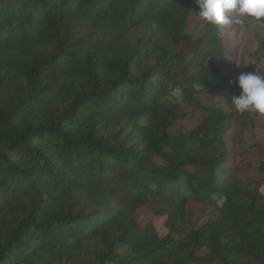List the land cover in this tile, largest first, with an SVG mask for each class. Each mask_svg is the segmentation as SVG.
I'll list each match as a JSON object with an SVG mask.
<instances>
[{"label":"trees","instance_id":"16d2710c","mask_svg":"<svg viewBox=\"0 0 264 264\" xmlns=\"http://www.w3.org/2000/svg\"><path fill=\"white\" fill-rule=\"evenodd\" d=\"M198 11L0 0V264H264L254 116L212 102L195 129L172 128L201 90L236 85L221 26ZM190 205L216 216L191 227ZM141 208L167 217L164 236Z\"/></svg>","mask_w":264,"mask_h":264},{"label":"rangeland","instance_id":"374dc122","mask_svg":"<svg viewBox=\"0 0 264 264\" xmlns=\"http://www.w3.org/2000/svg\"><path fill=\"white\" fill-rule=\"evenodd\" d=\"M204 30V22L201 18L191 17L186 26L185 32L193 39L201 37ZM221 36L223 43L227 49V55L232 62L231 74L233 76L234 83L236 77L241 72H255L258 75L264 76V31L259 33L250 32L247 25L236 23L235 20L229 25L221 26ZM190 56H188L189 58ZM216 58L211 59V64H216ZM236 84V83H235ZM219 88V87H218ZM239 89L237 85L232 92V95H238ZM198 99L192 103H183L180 113L182 117H179L173 125V129H180L186 133L195 129L197 121L202 115L201 105L212 102H217L219 105L225 107V109L234 110L230 97L222 95L221 93L201 90L198 94ZM212 99V100H211ZM255 122L250 123L246 131V137H253L261 145H264V115L257 113H251ZM154 160L159 164H162L161 158L155 156ZM232 169V167L230 168ZM261 191L264 194V184L261 187ZM190 223L191 227H198L204 224L208 219H214L216 214L212 208H203L201 205H190ZM137 220L141 225L146 223H153L160 236H164L167 232L166 220L167 217H156L145 208H141L137 212Z\"/></svg>","mask_w":264,"mask_h":264},{"label":"clouds","instance_id":"9594fccd","mask_svg":"<svg viewBox=\"0 0 264 264\" xmlns=\"http://www.w3.org/2000/svg\"><path fill=\"white\" fill-rule=\"evenodd\" d=\"M199 16L210 25H247L250 32L264 31V0H196ZM238 95L230 97L233 109L238 113L264 115V76L255 72H241L235 81ZM216 207H223L225 196L213 195Z\"/></svg>","mask_w":264,"mask_h":264}]
</instances>
